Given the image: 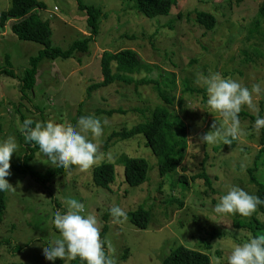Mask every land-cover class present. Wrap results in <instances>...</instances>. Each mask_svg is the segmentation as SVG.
Wrapping results in <instances>:
<instances>
[{"label":"rangeland","instance_id":"obj_1","mask_svg":"<svg viewBox=\"0 0 264 264\" xmlns=\"http://www.w3.org/2000/svg\"><path fill=\"white\" fill-rule=\"evenodd\" d=\"M38 1L45 5V10L38 14L43 20H50L53 46L67 49L81 35L90 34L86 13L78 9L76 0ZM262 1L176 0V8L168 16L146 19L135 12L128 0H80L102 10L90 52L67 60H42L34 88L23 97L18 88L19 78L30 57L36 56L41 47L19 41L11 34L9 25L0 33V68L13 71L11 75L0 74V140L11 136L18 145L10 156L9 175L5 177L13 190L5 191L0 264H54L43 258V247L55 232L50 219L55 211L63 210L61 200L65 196L78 199L85 204L86 212L96 216L100 239L102 228L107 225L105 251L115 264H162L179 246L206 254L209 264H226L225 257L233 243L261 232L253 218L262 220V215L221 217L212 212V206L232 185L252 194L254 185L249 183L247 170L252 168L256 156L255 177L264 181V128L254 131L251 125L257 113L242 108V134L237 140L230 145L200 142L203 134L214 130L213 125H225L216 113L204 111L205 93L198 73H219L249 88L264 81V40H245ZM10 4L11 0H0V11L8 10ZM198 12L215 17L217 23L212 32L194 24ZM122 49L135 51L153 67L148 74L133 75L134 79L149 77L159 81L162 89L174 98L173 107L185 124L184 158L168 177L158 173L157 160L144 146L142 136L106 141L111 132L130 130L150 118L155 106L162 105L152 86L112 84L87 96L89 85L101 81V53ZM254 49L262 55L257 56ZM247 59L252 62L245 63ZM171 74L175 76L172 91L167 83ZM254 103L259 115L264 116V94L258 100L254 97ZM97 110L104 114L96 115ZM112 110L122 113L105 114ZM87 114L100 118L103 128L99 146L103 155L92 167L83 172L73 167L70 173L55 175L44 185L14 171L25 154L19 131L21 116L74 126L78 117ZM104 143L109 144L105 151ZM122 155L145 158L149 165L145 183L139 187L125 183L123 167L117 164ZM36 159L35 154L29 163L34 170L44 173L51 168ZM102 162L114 164V181L107 190L92 183V171ZM202 166L212 181V189L201 179L193 178L201 174ZM179 176L186 183L182 178L178 182ZM113 206H119L126 215L139 208L148 210L147 228L135 227L127 216L122 222L113 223L108 214ZM236 222L245 226L238 227ZM126 249L128 255L121 259ZM61 261L69 264L71 260Z\"/></svg>","mask_w":264,"mask_h":264},{"label":"trees","instance_id":"obj_2","mask_svg":"<svg viewBox=\"0 0 264 264\" xmlns=\"http://www.w3.org/2000/svg\"><path fill=\"white\" fill-rule=\"evenodd\" d=\"M135 12L146 18L153 19L156 17L168 16L171 10L176 8V0H128ZM242 0H236L240 3ZM79 10L86 13L88 18L87 26L90 29L89 35H81L80 39L74 41L67 49H61L52 45V29L50 20H43L38 14V11L45 10V5L38 0H11L10 8L6 11H0V33L9 25V30L21 42H28L37 44L41 47L37 55L30 57L28 67L25 69L22 78H19V92L23 97L25 92L32 91L35 86V78L38 75V65L44 60H67L76 58L77 54H87L90 52V44L98 34L101 9L94 6H86L80 0H76ZM216 19L211 13L198 12L195 15L194 24L204 28L208 32H212ZM246 41L264 40V0L260 3L256 15L251 19ZM253 52L258 56L262 53L254 49ZM244 53V52H243ZM79 60V59H78ZM80 62V60L78 61ZM251 63V59L244 61ZM152 66L145 63L139 55L131 49H122L120 51L101 53L99 58V69L101 81L92 83L87 88V96H90L92 91L106 88L112 84H136L140 86H152L162 105H157L153 109L150 118H145L142 122L135 125L130 130H123L121 132L112 133L107 137L108 142L113 140H125L134 138L135 136H142L144 139V146L149 148L153 156L157 160L158 173L163 176H170L175 173L181 164L184 153L187 148L185 136V124L176 114L173 107L174 98L170 97L161 87L157 80L143 77L135 80L133 75L140 73H150ZM13 74L10 68H0V74ZM173 75V74H171ZM167 81L170 91H172L175 76H171ZM180 106L182 100L177 101ZM114 113H122L120 110H112L105 114L111 115ZM96 115H102L104 112L95 111ZM25 119L21 116V121ZM23 141V137H22ZM104 143L102 149L105 151L109 147ZM25 154L18 167H14V171L21 176L28 175L37 183L42 185L47 184L55 175L64 174L66 171L58 168L47 169L44 173L38 172L29 166L37 152L36 148L31 144L24 143ZM253 161L252 168L247 170L249 175V183L254 185L252 194L264 199V181L260 182L255 177L256 173V159ZM120 166L123 167L124 181L130 187H139L147 181L149 165L145 158H134L122 155L118 158ZM203 165V164H202ZM73 169V168H72ZM71 169V170H72ZM181 171L184 168H180ZM70 170V171H71ZM182 178V179H181ZM193 178L201 179L209 189H212V181L206 176L205 168L202 166L201 174L194 175ZM186 183L184 177L179 176L178 182L181 180ZM114 181V164L110 162H102L94 167L92 171V183L96 188L107 190L110 184ZM6 208L5 191L0 192V223ZM58 208V207H57ZM253 215H262V220L253 218L256 229L264 232V205L258 206ZM107 216V215H105ZM132 225L139 229H146L149 223L148 210L139 208L133 213L126 215ZM257 224V225H256ZM238 227L245 226L244 223L236 222ZM107 225L105 224L101 231V241L105 250L106 242L104 240ZM122 258L127 257V249L123 250ZM209 258L206 254L193 249L177 247L162 261V264H209ZM20 264V263H17ZM54 264H62L61 260H55ZM69 264H79L78 260H71Z\"/></svg>","mask_w":264,"mask_h":264},{"label":"clouds","instance_id":"obj_3","mask_svg":"<svg viewBox=\"0 0 264 264\" xmlns=\"http://www.w3.org/2000/svg\"><path fill=\"white\" fill-rule=\"evenodd\" d=\"M199 83L204 89V111L216 113L225 127H214L200 137V142L230 145L241 134L239 113L242 108L256 112L252 129L259 132L264 128V116L254 103L264 94V81L253 83L251 87L219 73L199 74ZM19 131L26 144L33 145L41 164L62 169L70 173L75 167L83 172L92 167L103 155L99 151L100 137L103 134L102 120L91 114L77 118L75 125L41 122L25 118L19 124ZM14 137L0 140V192L12 191L5 179L9 175L10 156L17 151ZM63 210L52 214L50 224L55 229L51 240L43 247V258L47 261L78 260L79 264H115L103 247L96 216L86 212L85 204L72 196L61 200ZM264 205V199L246 192L239 186L227 187L212 206L217 216L239 215L250 217ZM113 223L126 219L119 206L108 210ZM226 264H264V232L248 235L239 243H233L225 257Z\"/></svg>","mask_w":264,"mask_h":264}]
</instances>
